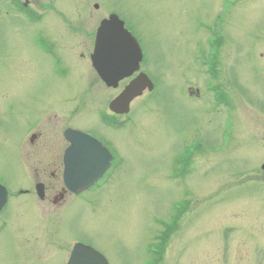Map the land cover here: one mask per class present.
<instances>
[{
	"label": "rangeland",
	"instance_id": "374dc122",
	"mask_svg": "<svg viewBox=\"0 0 264 264\" xmlns=\"http://www.w3.org/2000/svg\"><path fill=\"white\" fill-rule=\"evenodd\" d=\"M111 14L137 39L156 88L121 129L100 119L123 84L106 88L90 64ZM219 32L220 107L202 66ZM67 128L94 133L122 160L78 197L61 189ZM55 166L57 194L39 200L34 186L49 185ZM262 166L264 0H0V184L10 195L0 264H64L77 241L109 264H148L170 223L160 264H264Z\"/></svg>",
	"mask_w": 264,
	"mask_h": 264
},
{
	"label": "water",
	"instance_id": "95a60500",
	"mask_svg": "<svg viewBox=\"0 0 264 264\" xmlns=\"http://www.w3.org/2000/svg\"><path fill=\"white\" fill-rule=\"evenodd\" d=\"M142 59L141 50L136 40L124 29V24L117 16L112 15L101 22L96 35L94 53L91 61L98 76L108 87H116L124 78L130 77L139 70ZM153 90V85L144 74H139L124 91L110 103L109 109L116 114H127L130 103L142 92ZM65 138L71 143L66 158V186L73 192L79 193L93 184L107 168L109 158L102 165L99 153L105 150L95 140L76 131H66ZM79 143L91 145V151L97 152L94 160H89L80 167L69 165L72 155ZM69 168V169H68ZM42 196L41 186L36 187ZM7 202V191L0 185V211ZM68 264H108L99 253L93 249L76 245L73 248Z\"/></svg>",
	"mask_w": 264,
	"mask_h": 264
},
{
	"label": "flooded vegetation",
	"instance_id": "af4514ba",
	"mask_svg": "<svg viewBox=\"0 0 264 264\" xmlns=\"http://www.w3.org/2000/svg\"><path fill=\"white\" fill-rule=\"evenodd\" d=\"M84 133H86V134H89V135H91V136H93V137H95V138H98L94 133L92 134V132H86V131H83ZM37 139V136H36V138L34 139V140H36ZM33 140V141H34ZM102 140V139H101ZM33 141L32 142H29L31 145L33 144ZM66 148H67V145L66 146H63V148H62V150H61V157H60V166H61V175H60V179H61V183H63V179H62V176H63V174H62V172H63V158H64V153H65V150H66ZM106 148L109 150V152L115 157V158H117V160H118V162H119V157L116 155V152H114L113 151V149L111 148V146H107L106 145ZM50 151V153L52 152L53 154L51 155V160H53L54 159V163H57V161H56V155H55V151L54 150H52V149H48V152ZM50 160V161H51ZM121 160V159H120ZM121 162H122V160L120 161V164H121ZM114 163V162H113ZM57 166H58V164H57ZM57 166H55V167H53L52 169L53 170H50L49 171V179H50V181H49V185H47L46 183H42L43 184V186H44V191H45V199L46 200H49V201H51V200H53V197H55L56 196V186H53V184H51V180L53 181V182H55L56 181V179H58V177H57V175H56V172H57ZM60 168V167H59ZM262 169H264V167H262ZM38 183H41V182H38ZM61 188V187H60ZM61 189H63V187L61 188ZM68 195V194H67ZM65 196V195H64ZM1 227V226H0Z\"/></svg>",
	"mask_w": 264,
	"mask_h": 264
},
{
	"label": "bare ground",
	"instance_id": "6f19581e",
	"mask_svg": "<svg viewBox=\"0 0 264 264\" xmlns=\"http://www.w3.org/2000/svg\"><path fill=\"white\" fill-rule=\"evenodd\" d=\"M196 158V157H195ZM195 158L192 160V161H194L195 160Z\"/></svg>",
	"mask_w": 264,
	"mask_h": 264
}]
</instances>
